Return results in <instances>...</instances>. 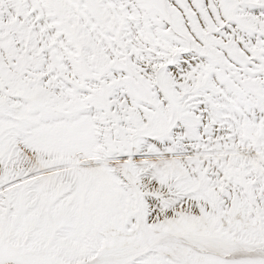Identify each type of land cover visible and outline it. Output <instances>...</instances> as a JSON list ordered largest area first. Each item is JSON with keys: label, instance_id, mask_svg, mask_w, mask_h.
Here are the masks:
<instances>
[{"label": "snow or ice", "instance_id": "1", "mask_svg": "<svg viewBox=\"0 0 264 264\" xmlns=\"http://www.w3.org/2000/svg\"><path fill=\"white\" fill-rule=\"evenodd\" d=\"M0 264H264V0H0Z\"/></svg>", "mask_w": 264, "mask_h": 264}]
</instances>
